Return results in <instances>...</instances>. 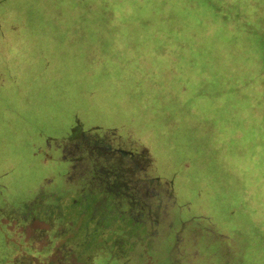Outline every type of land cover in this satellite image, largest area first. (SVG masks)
<instances>
[{"label":"rangeland","instance_id":"1","mask_svg":"<svg viewBox=\"0 0 264 264\" xmlns=\"http://www.w3.org/2000/svg\"><path fill=\"white\" fill-rule=\"evenodd\" d=\"M172 2L0 0V264H264V0ZM79 131L146 158L144 230Z\"/></svg>","mask_w":264,"mask_h":264},{"label":"flooded vegetation","instance_id":"2","mask_svg":"<svg viewBox=\"0 0 264 264\" xmlns=\"http://www.w3.org/2000/svg\"><path fill=\"white\" fill-rule=\"evenodd\" d=\"M80 137L77 139L71 137L72 141L69 143L74 145L72 149H76L77 153L82 150L81 152L88 154L89 165L85 166L82 163L85 157L75 156L73 150L68 152L66 150L67 145L62 148L63 152H67L63 156L64 160L67 161L65 158L68 157L69 153L73 154V158H70L71 169H84L86 167L88 172L82 173L80 176L90 177L89 180L92 185L89 189L92 190V194L105 193L101 198L102 201H99L102 203L101 211L105 210V205L110 198H113L110 204L115 205V210L120 212L122 216L126 214V220H130L131 225L137 226L136 229L141 228L144 230L147 217L152 218L155 212L153 209L159 207V205L155 207V201L153 200L158 199L159 192L155 191V187H152L154 192L151 194L149 185L142 184V181L137 178L143 177L141 171L148 166V163L144 161L146 158L129 150L113 148L104 144L101 139L87 140L85 135ZM102 157H104V160H102ZM107 159H110L111 163H108ZM141 193L144 198L143 201L140 197ZM124 204L127 206L126 211H120L119 206ZM109 215L112 216L110 212ZM122 219L125 221L124 217ZM156 221L157 217L154 218L153 224H156Z\"/></svg>","mask_w":264,"mask_h":264},{"label":"trees","instance_id":"3","mask_svg":"<svg viewBox=\"0 0 264 264\" xmlns=\"http://www.w3.org/2000/svg\"><path fill=\"white\" fill-rule=\"evenodd\" d=\"M165 1H169V0H164V2ZM173 2H174V0H173ZM160 29H161V32L165 35H173V34H176L178 31H181V30L184 32H190L193 29V27H192L191 23L188 21H182L181 25L179 24V21H161ZM167 68H172L174 70V72H176L178 69L174 64L168 65ZM172 69H170V72L172 71ZM81 132L82 131H79L78 133L73 132L72 138L77 139L79 134H81ZM37 203H39L38 200L32 202L29 205L31 210L33 209V207ZM180 231H181V233L179 235V239L181 240L182 239V232L184 231V228L182 227ZM179 239H178V241H179Z\"/></svg>","mask_w":264,"mask_h":264}]
</instances>
